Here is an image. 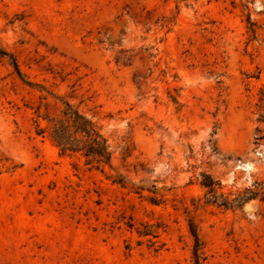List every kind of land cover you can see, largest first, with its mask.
Segmentation results:
<instances>
[{"label": "rangeland", "instance_id": "obj_1", "mask_svg": "<svg viewBox=\"0 0 264 264\" xmlns=\"http://www.w3.org/2000/svg\"><path fill=\"white\" fill-rule=\"evenodd\" d=\"M0 46L22 72L0 55V264H193L190 222L201 264H264V200L225 210L200 185L264 180V0H0ZM64 101L112 168L38 133Z\"/></svg>", "mask_w": 264, "mask_h": 264}, {"label": "trees", "instance_id": "obj_2", "mask_svg": "<svg viewBox=\"0 0 264 264\" xmlns=\"http://www.w3.org/2000/svg\"><path fill=\"white\" fill-rule=\"evenodd\" d=\"M0 55L8 56L11 59L16 72L22 75L21 69L14 55L0 46ZM174 103H179L178 96L171 95ZM47 121L45 128H40L38 133L47 132L49 138L58 147L60 154H76L84 158L85 164L91 168L104 171L106 167H113V148L108 136L103 132L102 127L91 117L85 115L76 106L64 101V105L55 116H45ZM215 133V132H214ZM263 139V136L256 137V142ZM130 145L125 146V156L131 155ZM200 185L204 189V204L213 205L225 210H242L245 203L253 199L264 200V180H254L251 185L236 191H224L225 185L222 181L207 171L200 173ZM113 182L126 186L127 177L118 174ZM146 186L139 185L136 192L141 193ZM150 192L156 193L158 188L152 185L147 188ZM150 201L158 203L157 196H151ZM133 224H130V227ZM143 228H137L140 236L156 238L159 236L157 227L152 223H142ZM190 230L194 237L193 264H201L202 245L196 226L190 222ZM154 241L153 243H155ZM159 249V248H158Z\"/></svg>", "mask_w": 264, "mask_h": 264}]
</instances>
